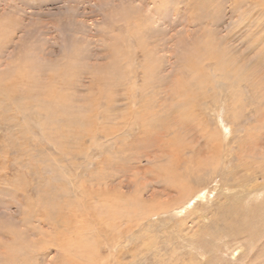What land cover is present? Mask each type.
Segmentation results:
<instances>
[{"label": "rangeland", "instance_id": "1", "mask_svg": "<svg viewBox=\"0 0 264 264\" xmlns=\"http://www.w3.org/2000/svg\"><path fill=\"white\" fill-rule=\"evenodd\" d=\"M263 185L264 0H0V264H264Z\"/></svg>", "mask_w": 264, "mask_h": 264}, {"label": "bare ground", "instance_id": "2", "mask_svg": "<svg viewBox=\"0 0 264 264\" xmlns=\"http://www.w3.org/2000/svg\"><path fill=\"white\" fill-rule=\"evenodd\" d=\"M215 43V42H214ZM209 46V45H208ZM192 59V58H191ZM209 59V58H208ZM183 109H185V108H183ZM188 112V111H187ZM182 113V112H181ZM66 127V126H65ZM177 138H175V140L176 141H179L183 146H179L177 143H175V142H173V140H169L168 141V146L167 147H169L170 149V151H172V149L174 150H179L180 152H181V149H183L184 150V148H185V144L181 141V139H179V137L178 136H176ZM183 147V148H182ZM177 148V149H176ZM165 153H166V151H165ZM164 153V154H165ZM174 152L172 151V154H173ZM176 153V152H175ZM171 155V154H170ZM172 156V155H171ZM174 156V155H173ZM175 160L176 159H178L177 158V156H174L173 157ZM171 160V159H170ZM174 164V163H173ZM198 164V163H197ZM200 169H205L203 166H201V165H198V168H197V170L199 171ZM166 174H168V173H166ZM173 177H175V179L173 180V179H169L168 180V186H167V188H165L166 190H173V191H175V192H178L180 195H183V191H187L188 189V184H187V182L185 181L184 183L181 181V182H178V181H180V180H182V178H183V174L180 172V174L179 175H176V174H171ZM195 175V174H194ZM170 178H171V176H170ZM194 178V177H193ZM167 180V179H166ZM165 180V181H166ZM189 183V182H188ZM264 190V185L263 186H261V187H259L256 191H255V193H257V192H261V191H263ZM202 192L200 191L199 193H197V195H200ZM254 195V194H253ZM262 212V211H261ZM114 217V216H113ZM126 218V217H125Z\"/></svg>", "mask_w": 264, "mask_h": 264}]
</instances>
